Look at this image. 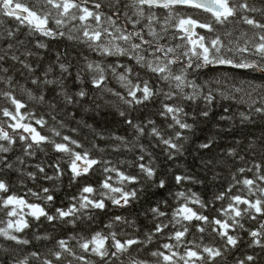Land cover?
Returning a JSON list of instances; mask_svg holds the SVG:
<instances>
[{"label":"snow or ice","instance_id":"obj_1","mask_svg":"<svg viewBox=\"0 0 264 264\" xmlns=\"http://www.w3.org/2000/svg\"><path fill=\"white\" fill-rule=\"evenodd\" d=\"M0 16V264H264V131L197 143L203 178L156 156L183 157L218 101L246 108L220 132L264 124V82L238 78L264 81V0H0ZM101 107L130 134L76 120Z\"/></svg>","mask_w":264,"mask_h":264},{"label":"trees","instance_id":"obj_2","mask_svg":"<svg viewBox=\"0 0 264 264\" xmlns=\"http://www.w3.org/2000/svg\"><path fill=\"white\" fill-rule=\"evenodd\" d=\"M0 21H6V18L0 16ZM12 25L15 24V21L11 22ZM67 43L65 42H61ZM253 77H256L255 82L261 83L264 82L260 79L259 73H241L238 78L239 79H252ZM203 79V77H201ZM227 106L229 107L230 111L228 113H225L223 111V107ZM240 111H246V108L242 105L236 104L232 101H218L215 105V107L212 109L210 118L207 120L206 123L200 124L199 128L196 131L195 137H193V143L189 145V151L186 152V154L183 157L178 158L175 162H169L165 161L163 156L159 154V150H156V156L159 158V162L162 168H172L173 170L177 169V165L180 166V171H184L185 169L193 174H196L200 176L201 178L204 177V172L201 171L200 167V153H198L195 150V145L199 142H202L204 139H206L209 135H213L216 133H220L216 136V139L218 141L219 147L214 148L213 155L217 151H223L224 148L229 146L231 143L234 142V139H241L245 135H252L255 137H259L261 134V131H264V124L257 121L255 125H248L246 126L244 131H240L239 128L234 130V134H228L226 132H220L221 126L224 125L225 122L220 121L221 115H230L232 113H239ZM79 114L76 116V120H80L81 118L85 120L89 125H91L94 129H96L98 132H102L105 136H107L109 133L115 134V135H121V136H128L130 134V130L127 128L126 125L120 123V118L115 113L113 109H110L108 107H101L96 110H89L84 111L83 109H78ZM76 121H70L68 127H76ZM67 131V129H65ZM89 136V139H91V135L89 133L88 129H83L79 133V138L83 140L84 136ZM87 144V141H85ZM150 151H152L150 149ZM20 153L19 151L13 152L11 155L13 159H15L16 156H18ZM113 159H116L117 157L113 155ZM120 159H124L125 156H120ZM130 158V157H128ZM39 159H47V157L43 156L42 154L38 158L37 162H39ZM13 182H15V176L12 177ZM192 189L194 191L198 192H204L207 194V190L199 184L191 185ZM67 189L62 188L59 195L63 196L64 191ZM212 191H215L213 188ZM164 195H167V193H164ZM159 196L153 195V192H147L142 197V199L136 204V206L130 210V213L132 215H136L137 213L140 214V220L143 221L144 217L142 215L143 209L148 206V203L151 201H154L156 199H159ZM126 215L129 213H125Z\"/></svg>","mask_w":264,"mask_h":264}]
</instances>
